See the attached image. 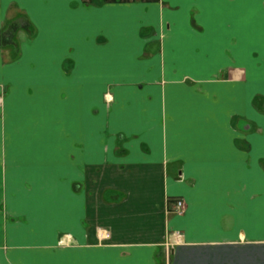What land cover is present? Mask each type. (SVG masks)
I'll list each match as a JSON object with an SVG mask.
<instances>
[{"label":"crops","instance_id":"crops-1","mask_svg":"<svg viewBox=\"0 0 264 264\" xmlns=\"http://www.w3.org/2000/svg\"><path fill=\"white\" fill-rule=\"evenodd\" d=\"M0 264H264V0H0Z\"/></svg>","mask_w":264,"mask_h":264},{"label":"trees","instance_id":"trees-1","mask_svg":"<svg viewBox=\"0 0 264 264\" xmlns=\"http://www.w3.org/2000/svg\"><path fill=\"white\" fill-rule=\"evenodd\" d=\"M21 25L17 22H11L9 26H7L6 32L3 33L2 38L6 42H13L15 32L20 29Z\"/></svg>","mask_w":264,"mask_h":264},{"label":"built area","instance_id":"built-area-1","mask_svg":"<svg viewBox=\"0 0 264 264\" xmlns=\"http://www.w3.org/2000/svg\"><path fill=\"white\" fill-rule=\"evenodd\" d=\"M176 205H177V208L180 210V212L185 209V206L182 200H178Z\"/></svg>","mask_w":264,"mask_h":264},{"label":"rangeland","instance_id":"rangeland-1","mask_svg":"<svg viewBox=\"0 0 264 264\" xmlns=\"http://www.w3.org/2000/svg\"><path fill=\"white\" fill-rule=\"evenodd\" d=\"M183 203H184V206H185V201H183ZM176 204H177V202H176ZM177 206V205H176ZM185 208H186V206H185ZM177 210V212H179L180 213V210L177 208L176 209ZM184 211V210H183ZM183 211H181V212H183Z\"/></svg>","mask_w":264,"mask_h":264},{"label":"flooded vegetation","instance_id":"flooded-vegetation-1","mask_svg":"<svg viewBox=\"0 0 264 264\" xmlns=\"http://www.w3.org/2000/svg\"><path fill=\"white\" fill-rule=\"evenodd\" d=\"M1 38H2V37H1ZM1 40H3V38H2ZM3 41H5V40H3Z\"/></svg>","mask_w":264,"mask_h":264}]
</instances>
